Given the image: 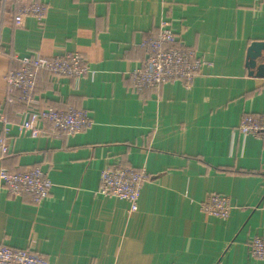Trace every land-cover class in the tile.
I'll return each mask as SVG.
<instances>
[{
  "label": "crops",
  "instance_id": "0c3cea01",
  "mask_svg": "<svg viewBox=\"0 0 264 264\" xmlns=\"http://www.w3.org/2000/svg\"><path fill=\"white\" fill-rule=\"evenodd\" d=\"M34 2L47 6L44 21L16 27L18 7ZM163 21L206 65L190 89L178 81L136 92L141 45ZM255 41H264V0H0V170L38 167L53 183L34 204L0 182V244L50 264H264L250 253L264 236V141L237 132L243 115L264 113V77L247 67ZM75 52L91 72L38 73L36 94L43 106L88 111L92 125L26 135L25 108L5 82L14 58ZM117 166L149 175L135 213L99 193L102 171ZM213 193L230 197L228 219L203 214Z\"/></svg>",
  "mask_w": 264,
  "mask_h": 264
},
{
  "label": "built area",
  "instance_id": "2783aa9c",
  "mask_svg": "<svg viewBox=\"0 0 264 264\" xmlns=\"http://www.w3.org/2000/svg\"><path fill=\"white\" fill-rule=\"evenodd\" d=\"M47 6L41 3L22 4L18 7L13 20L16 27L23 26L28 17L36 18L42 23L46 17ZM146 50V60L135 70L131 78V88L136 92L149 89L159 90L162 86L182 82L188 89L192 86L202 68L206 65L203 58L193 48L184 47L178 42L173 29L167 21L160 23L157 34L142 43ZM18 68L10 69L5 75L8 94L17 93L16 101L24 106L19 112L22 117L20 128L32 138L74 136L88 129L93 121L86 110L67 106L64 109L42 105L36 94L38 73H48L54 77L81 79L91 72L86 58L79 52L53 57L40 54L18 56ZM13 102L12 98L8 99ZM237 132L244 136H253L264 141V113L245 114L241 118ZM3 153L8 147L0 140ZM149 178L145 170H136L126 166L106 167L100 177L99 193L126 201L130 212L138 211V203L143 184ZM0 182L12 197L30 196L34 204L47 199L53 183L48 173L35 167L22 173L0 170ZM204 215L226 220L233 209L230 197L213 193L201 204ZM250 253L258 260H264V236L255 237L251 242ZM0 264H50L40 253L31 248L15 249L0 244Z\"/></svg>",
  "mask_w": 264,
  "mask_h": 264
},
{
  "label": "water",
  "instance_id": "95a60500",
  "mask_svg": "<svg viewBox=\"0 0 264 264\" xmlns=\"http://www.w3.org/2000/svg\"><path fill=\"white\" fill-rule=\"evenodd\" d=\"M264 58V41H255L251 43L248 49L247 67L250 69L251 75L264 77V62H260Z\"/></svg>",
  "mask_w": 264,
  "mask_h": 264
}]
</instances>
